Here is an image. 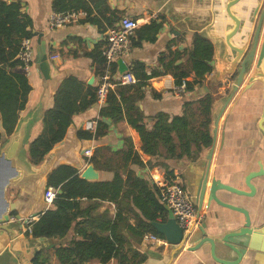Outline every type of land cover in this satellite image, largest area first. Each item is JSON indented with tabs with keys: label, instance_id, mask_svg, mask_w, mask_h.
<instances>
[{
	"label": "crops",
	"instance_id": "crops-1",
	"mask_svg": "<svg viewBox=\"0 0 264 264\" xmlns=\"http://www.w3.org/2000/svg\"><path fill=\"white\" fill-rule=\"evenodd\" d=\"M22 1L23 9L33 18L34 33L44 34L42 40L47 45L48 59L38 65L40 48L37 36L33 33L34 63L26 71L23 67L18 68L28 75L32 90L27 106L20 114L15 133L11 137L5 135L3 138L6 146L16 136L18 137L9 153L15 157L17 165L25 175L22 181L8 189L7 195L12 210L10 219H18L11 220L7 230L0 229V264H34L33 259L39 251L51 250L55 245L65 243L72 237L71 232L69 238L63 240L34 238L24 232L25 225L20 218L40 216L49 208L44 193L47 176L55 167L68 163L77 167L82 173L89 165V159L85 156L86 149L92 148L93 155L100 151L98 160L100 163H105L112 152L124 147L126 137L133 140L135 149L143 161V166L134 163L130 165L138 177L148 179L151 186L158 188L153 177L160 175L171 180L179 176L186 192L199 209L197 195L211 147L204 150L197 160L188 157L167 159L164 150L161 155L151 156L142 151L140 134L126 120L112 124L111 120L107 119V123L110 124L109 131L98 140L80 138L78 132L86 130L85 123L99 119L102 107L99 103L74 116L64 140L53 148L41 165L33 166L30 163L27 152L29 142L39 134L43 115L53 106L58 87L69 76H75L87 85H90L89 80L95 77L92 85H99L100 77L95 72L97 64L88 53L94 51L97 46H100L102 52L107 31L124 16L139 20L138 28L150 24L153 20L163 22V27L155 41L144 40L140 47L131 46L129 52L122 56L127 65L136 61L145 63L148 71L156 68L163 70L164 66L159 63V58L170 44L173 51L184 50L192 47L195 34L211 39L214 46L215 68L206 76L203 84L196 86L192 92L187 91L179 95L174 90V78L169 71L149 81V86L146 88L147 96L140 105L147 120L161 111L170 115L186 113L191 126L199 127L203 117L198 100L206 94L215 96L212 108V137L215 129L217 136L208 184L213 177H216L225 184L249 191L245 178L264 167V132L259 127V121L264 117V97L263 88L260 91L247 89L246 82L233 92L230 87L232 85L220 82L222 79L219 73L224 69L223 57L227 55L225 54L227 47L223 39L234 27L226 9L229 0H88L92 17L101 18V26L81 19L77 23L57 29L49 28V18L53 13L52 0ZM232 10L241 20L240 30L233 38V43L241 45L246 37L252 40L259 18L264 14V0H241L232 7ZM263 41L264 21L255 54L254 68ZM49 48L53 49V54H58L60 57L56 60L51 59ZM233 55L234 51L230 50L228 57L232 58ZM168 61L169 58L166 62ZM179 62L181 61L178 60L177 63ZM261 70L264 71V61ZM188 79L192 80V76ZM219 82L223 83L221 87H218ZM152 90L161 93V99L154 98ZM215 120H218L217 126L214 124ZM166 166L172 171L170 174L166 173ZM95 169L99 171L100 180H111L114 176L110 170L96 167ZM252 184L256 188V194L252 197L225 190L219 193L223 201L244 207L251 217L253 232L241 237H232V242L241 251L240 257L236 253L225 256L221 248H216L218 257L233 261V264H264V175L253 178ZM208 195L207 192L203 206L199 209L202 215L201 223L194 226V236L180 250L177 246L168 243L164 236H159L160 241H153L146 240V234L141 242H136L129 234V229L135 226L136 220L134 216L129 215V212L123 211L126 220L122 224V230L129 240L125 242L126 248H133L145 254L147 259L143 264H221L213 258L210 243H204L196 250L192 249L202 237L200 228L205 226L207 237H211L219 246L228 233L244 225L245 216L216 203H211L208 207ZM83 205H85L84 201ZM106 209H109L112 215L117 211L113 203L101 201L97 212ZM51 264L59 263L55 257H52ZM87 264L103 263L91 260ZM106 264H118V261L113 259Z\"/></svg>",
	"mask_w": 264,
	"mask_h": 264
},
{
	"label": "trees",
	"instance_id": "trees-1",
	"mask_svg": "<svg viewBox=\"0 0 264 264\" xmlns=\"http://www.w3.org/2000/svg\"><path fill=\"white\" fill-rule=\"evenodd\" d=\"M52 9L53 12L84 9L89 13L87 21L102 25L101 18L92 17L88 0H52ZM33 26V18L23 9L22 0H0V150L5 146L4 136L11 137L15 133L32 90L28 75L18 69L23 67L18 54L22 40L33 38ZM162 27V21L153 20L138 28L131 46L140 47L144 40L155 41ZM49 53L53 54L52 48H49ZM88 55L97 64L96 75L102 76L105 61L100 46ZM178 60L181 62L177 63ZM213 61V43L201 34H195L191 48L173 51L171 44L167 47L159 58L163 70L156 68L148 71L146 64L140 61L129 64V71L137 82L124 85L115 80V88L109 90L101 107L96 131L79 130V137L98 140L109 131L107 119L112 124L126 120L140 134L144 153L155 156L161 155L164 150L167 159H199L200 154L212 146L215 96L206 94L198 100L203 117L199 127L191 126L186 113L170 115L161 111L153 115V120L149 122L140 102L147 96L149 81L169 71L175 85H181L186 79V91H194L214 71ZM112 71L117 73V64ZM191 76L192 80H189ZM97 90L98 85H87L75 76L62 81L54 95L53 106L43 115L39 134L29 142L27 152L31 165H41L53 148L64 140L74 116L97 103ZM152 94L156 99L162 97L155 90ZM99 152L88 163L112 171L114 176L111 180L88 181L81 177L77 167L68 163L58 165L48 174L46 188L53 187L57 196L53 204L32 223L31 233L28 234L34 238L63 240L69 238L72 232V237L51 250L39 251L33 259L34 264H51L52 257L59 264H87L91 260L106 264L113 259H117L118 264H143L147 259L145 254L126 248L125 242L129 240L122 230L126 220L123 211L129 212L136 220L135 226L129 229L136 242H141L148 233L163 236L152 222L167 221L168 211L160 199L159 189L151 186L148 179L138 177L130 168L133 163L143 166L133 140L126 137L124 147L112 152L105 163L99 162ZM166 171L167 174L172 172L168 166ZM101 201L113 203L117 209L115 215L109 209L97 212Z\"/></svg>",
	"mask_w": 264,
	"mask_h": 264
},
{
	"label": "water",
	"instance_id": "water-1",
	"mask_svg": "<svg viewBox=\"0 0 264 264\" xmlns=\"http://www.w3.org/2000/svg\"><path fill=\"white\" fill-rule=\"evenodd\" d=\"M240 1L241 0L227 1L226 9L228 15L233 20L234 27L225 35V38L223 39L227 47L225 52V54L227 55L223 57L224 69L219 73L220 79H222L225 82L232 81L231 83L232 92L237 90L239 87H241L244 84V82H246V84L248 85L247 89H254L260 91L261 88H263L262 93L264 97V71L261 70V65L264 61V41L261 45V50L254 68L255 54L259 44L261 27L264 21V14H262L261 17L259 18L258 26L252 40H249L246 37L241 45H235L233 43V38L237 35V33L240 30L241 20L235 15V13L232 10V7ZM34 35L37 36V42L40 48V55L37 59V63L38 65H40L41 63L45 62L48 59V50L45 41L42 40L44 34L34 33ZM230 50L234 51V55L232 58L228 57ZM117 65H118V72L120 75H123L124 73H127L129 71V66L126 64L125 60L122 57L117 59ZM247 76L248 78L246 79ZM94 80L95 77H92L89 80V84L92 85ZM148 120L151 121L153 119H148ZM214 124L215 126H217L218 120H215ZM263 124H264V117H262L259 121V127L264 132ZM216 136H217V130L215 129L213 136V143L207 155L208 161L206 164L204 174L201 178L199 191L197 195L198 207L199 209H201V207L203 206L205 195L208 192L209 194L208 202H207L208 207L211 205V203H216L223 207H227L234 211H238L245 216V222L241 228L228 233L224 238L222 237L223 238L222 245L219 246L216 245L215 241L211 237H207L204 229L205 226L201 227L200 231L202 237L199 239V241H197V244L194 245L192 249L196 250L204 243L208 242L211 245V254L217 262L221 264H233V261H228V259H221L220 257H218L216 255V248L219 249L221 248V250L225 252V256L230 255V253H236L240 257L241 251L232 242V237L234 236L241 237L244 234L247 233L250 234L253 232L251 226V217L247 209H245L244 207H237L235 205L223 201L220 198L219 193L220 191L225 190L231 193L244 195L248 197L254 196L256 194V188L254 184H252V179L263 176L264 167L259 171H256L255 173L249 174L245 178V183L249 187V191L238 189L237 187L225 184L216 177H213L211 179V183L208 184L210 179V164H211L213 149L215 146ZM16 140H18L17 136L10 144L3 147L0 153V229H5V230L9 228L8 225L11 221L10 216L12 212L11 204L7 195L8 189L10 186L18 184L20 181H22L25 175L21 170V168L17 165L15 157L11 156L9 153V150L13 142ZM81 177L88 181L100 180L99 171L95 169L93 163H90L82 171ZM165 208L169 213L168 220L164 223L153 221L152 225L159 233H161L166 238L168 243L177 246L178 249L180 250L184 247L187 241L194 236L195 234V231L193 230L194 227H192L189 230V232L186 233L177 222L170 207L165 205ZM199 209L198 212H200Z\"/></svg>",
	"mask_w": 264,
	"mask_h": 264
},
{
	"label": "built area",
	"instance_id": "built-area-1",
	"mask_svg": "<svg viewBox=\"0 0 264 264\" xmlns=\"http://www.w3.org/2000/svg\"><path fill=\"white\" fill-rule=\"evenodd\" d=\"M88 11L84 9H72L64 12H53L49 18V28L57 29L67 25L77 23L81 19L88 17ZM139 27V20L129 16L121 17L106 33L105 43L102 48V55L105 61L104 74L100 76V83L97 90V103L102 106L106 102L109 90L116 85L115 80L121 84H133L137 82L136 77L130 71L120 75L117 71L113 73L114 64H117V59L127 54L131 47V40L134 37L136 30ZM60 57L58 54H52L51 59L56 60ZM18 58L23 63L24 70H28L35 60V51L33 39L25 37L20 46ZM186 79L181 85H175L174 90L181 95L186 93ZM97 121H87L85 129L90 132H95ZM85 156L90 159L93 156V149H86ZM159 188V195L162 202L172 210L177 222L187 233L189 230L199 225L202 221V215L198 212L195 202L183 187V183L179 176H175L171 180L165 179L160 175L153 177ZM57 196V190L53 187H47L44 193V199L48 207H50ZM39 216L21 217V222L25 225V233H31L32 223L38 220ZM18 218H12L16 220ZM146 240L160 241V237L156 234H147ZM218 264V263H214Z\"/></svg>",
	"mask_w": 264,
	"mask_h": 264
},
{
	"label": "flooded vegetation",
	"instance_id": "flooded-vegetation-1",
	"mask_svg": "<svg viewBox=\"0 0 264 264\" xmlns=\"http://www.w3.org/2000/svg\"><path fill=\"white\" fill-rule=\"evenodd\" d=\"M223 80H221L220 82H222ZM219 82V83H220ZM224 83H226L227 85L229 84V85H231V83H232V81H229V82H225V81H223ZM223 85V83H220V85L218 86V87H221ZM230 87H232V86H230Z\"/></svg>",
	"mask_w": 264,
	"mask_h": 264
}]
</instances>
